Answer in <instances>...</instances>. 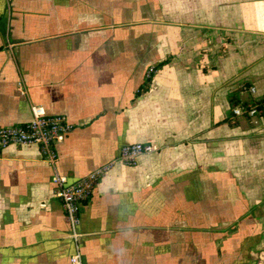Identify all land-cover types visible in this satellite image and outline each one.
Wrapping results in <instances>:
<instances>
[{
    "label": "crops",
    "instance_id": "crops-1",
    "mask_svg": "<svg viewBox=\"0 0 264 264\" xmlns=\"http://www.w3.org/2000/svg\"><path fill=\"white\" fill-rule=\"evenodd\" d=\"M234 96L264 97V0H0V127L73 125L53 163L0 147V264H73L53 177L109 164L84 264H264V113L227 120Z\"/></svg>",
    "mask_w": 264,
    "mask_h": 264
},
{
    "label": "built area",
    "instance_id": "built-area-1",
    "mask_svg": "<svg viewBox=\"0 0 264 264\" xmlns=\"http://www.w3.org/2000/svg\"><path fill=\"white\" fill-rule=\"evenodd\" d=\"M252 92L254 88L250 89ZM234 116L249 114L257 115L262 110L255 107L247 108L238 104L232 109ZM33 118L25 124H16L0 127V147L10 144L38 145L45 158L50 162L57 159L55 145L65 139L73 128V125L64 115H49L45 108L40 105L32 106ZM156 147L151 143L134 142L127 143L122 147L120 158L124 163L135 164L139 155L152 153ZM111 164L100 167L87 176L75 182H69L64 175L56 173L53 177L57 185V195L62 201L63 208L71 224V237L75 241L76 251L71 256L73 264H84L80 247L79 225L81 223L82 205L90 198L95 186Z\"/></svg>",
    "mask_w": 264,
    "mask_h": 264
},
{
    "label": "trees",
    "instance_id": "trees-1",
    "mask_svg": "<svg viewBox=\"0 0 264 264\" xmlns=\"http://www.w3.org/2000/svg\"><path fill=\"white\" fill-rule=\"evenodd\" d=\"M160 68V65H156L154 66L152 69H150L149 73H148V77H147V85L151 82L153 76L155 75V72ZM147 88V86H146ZM143 90H145V87H142L140 89V92H142ZM231 104H232V107H231V111L229 113V116L227 117V120L230 119L231 117L232 118H235L238 119L240 116H234L233 115V107L238 105V104H243L245 105L247 108H252V107H255L257 108L258 110H262L260 113H264V97L262 99H252V100H240L238 99L237 97H232L231 98ZM245 115H249V114H244V115H241V116H245Z\"/></svg>",
    "mask_w": 264,
    "mask_h": 264
}]
</instances>
